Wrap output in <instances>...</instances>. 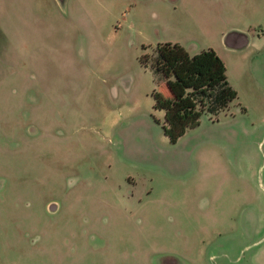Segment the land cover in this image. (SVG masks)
<instances>
[{"label": "rangeland", "instance_id": "1", "mask_svg": "<svg viewBox=\"0 0 264 264\" xmlns=\"http://www.w3.org/2000/svg\"><path fill=\"white\" fill-rule=\"evenodd\" d=\"M186 6L203 25L188 16L183 29L170 27L186 18L179 0H0V58L11 44L37 63L47 94L44 120L36 107L43 94L16 106L0 93V264H264V218L255 225L235 218L251 188L263 201L264 48L250 73L242 63L228 106L201 115V124L213 120L215 134L229 130V138L201 144L177 170L158 166L187 148L170 142L160 123L173 76L151 64L156 44L178 36L219 55L207 20L216 32L235 23L264 32V0ZM28 121H45L47 130L30 134L24 160L16 144L28 137ZM23 171L25 183L13 178L5 187L8 174ZM78 174L91 188L72 211L66 204ZM133 187L142 206L123 196ZM57 201H65L57 216L44 213Z\"/></svg>", "mask_w": 264, "mask_h": 264}, {"label": "crops", "instance_id": "2", "mask_svg": "<svg viewBox=\"0 0 264 264\" xmlns=\"http://www.w3.org/2000/svg\"><path fill=\"white\" fill-rule=\"evenodd\" d=\"M192 3V0H179V5L182 7L180 10V13L182 16H185L186 18H183L182 22H176V23H170V27L172 29H183L184 20L188 21V16L190 18H193L195 22L198 25H203L204 23L201 21L202 18H198L194 10L191 7L187 8V4ZM209 23L210 21L207 20ZM181 23V25H180ZM208 23H206V29L210 34H216L217 41H219V55L224 61V64L226 66V74L228 77V80L230 82V85L234 88H238L237 84L235 83L238 80V74L242 73L241 65L245 61L247 64V71L250 73V63H260L263 59L262 57H257V53H259L264 48V41L260 38L264 36V32L256 31L255 29H244L240 27L238 24H233L229 27L221 28L219 31H215V29L212 27L209 28ZM211 24V23H210ZM204 30V29H203ZM262 31V30H261ZM215 32V33H213ZM0 35L3 37L5 36L4 29L0 28ZM181 36L172 38V42H178L181 45H183L190 54L198 52L197 50H193L192 47L196 45V41L193 39L188 38H180ZM21 45H23V42H21ZM216 48V47H214ZM10 50V56L7 55L5 59L0 58V64H4V66L7 67L6 73L0 74V93H10L12 95V103L14 105H20L21 102H24L25 96L29 97L32 94H43L44 98L40 97L39 102L37 104V108L41 113H44V120H45V111H46V89L44 86V83L42 81H46V77H41V72L35 71L33 69H38L39 66H37L35 62L31 61L27 56L24 54H20L18 49L11 46H9ZM227 55H230L233 57L232 61L234 60V77H232L231 70H230V62L228 61ZM264 64V63H263ZM238 67V68H237ZM248 80L250 82V77H246L245 81ZM47 86V85H46ZM246 90L250 91V88L245 87ZM237 90V89H236ZM27 102V101H25ZM28 106L30 105V99L28 98ZM60 111V110H59ZM221 113V112H220ZM41 117V116H40ZM202 121L195 127L188 128L183 135H181L178 140L175 143L179 142H185L187 144L186 151L181 153L180 155L173 154V156L165 160V163L161 162L160 165L158 163V166L162 169H170V170H177L181 165H183L182 158H190L192 157L193 160V154L195 153V150L201 145L206 143V141H209L210 139L216 140H227L229 138V130L224 131V136L219 137L220 135H216L214 130L216 129V124L212 121H209L206 125L201 124ZM217 123V122H216ZM25 131L28 134L27 138H24V136L21 139V142H17L16 144V155L22 159L25 160L27 158L30 159V145L32 138H30V134L36 135V134H43L46 135L47 127L45 125V121L43 123L38 124L35 121H32L31 123L28 121L24 127ZM252 130L250 129V132ZM62 132V129H57V133ZM60 134V133H58ZM262 142V139L258 140V144ZM184 143V144H185ZM28 145V147H27ZM27 147V148H26ZM252 159V155L250 154V161ZM236 166H239V162L236 161ZM190 167H193V163L191 162ZM263 167V164L259 166L258 169H261ZM251 168V166H250ZM28 171H23L20 173H17L15 176L7 175L8 183H5V187H10L9 180L13 178L21 179L23 183H25L26 178L28 177ZM75 180L77 181V184L71 186L73 188V191L76 193L73 195L70 199V197L67 199V204L70 207L72 211H74L76 204L85 202V200L82 199V193L83 190H87L91 188L90 185H85L83 183L89 182V177L85 175H76ZM106 178V176H105ZM4 186V185H3ZM116 188V187H114ZM117 188H120L122 193L125 191L120 186ZM136 188L133 187V189L123 195L128 198V200H137V202L141 205L142 203L139 197L135 196V190ZM259 194L263 196V201L257 199V197L254 195L255 190L251 188L250 195H247V204L239 208V212H236L235 218H246L247 221L251 223V225H255L258 222L263 221L264 218V210L262 209V206H264V183L262 181L259 183ZM169 192L168 189L161 190V192ZM245 191L248 193L249 190L245 189ZM93 192V191H91ZM154 192V191H153ZM89 195L88 192H85ZM95 195V194H94ZM96 196V195H95ZM149 196V194H147ZM91 198L92 196L89 195ZM151 197V196H150ZM152 199V198H151ZM158 199V198H157ZM156 199V200H157ZM102 202H105V199L102 197ZM63 203V204H62ZM63 205H65V201L58 203L55 205V207L51 210H48V202L45 203V206L43 207V211L48 212L49 214H52L53 217L57 216L60 211L63 208ZM142 206V205H141ZM220 233V231H218ZM39 233H41L39 231ZM43 234H46V229H43Z\"/></svg>", "mask_w": 264, "mask_h": 264}, {"label": "trees", "instance_id": "3", "mask_svg": "<svg viewBox=\"0 0 264 264\" xmlns=\"http://www.w3.org/2000/svg\"><path fill=\"white\" fill-rule=\"evenodd\" d=\"M141 59L146 63V56ZM151 64L154 72L173 76L172 80L166 78L172 94L166 98L160 122L170 142L197 126L204 112L218 114L237 96L228 82L224 61L210 47L190 54L178 42H158Z\"/></svg>", "mask_w": 264, "mask_h": 264}]
</instances>
